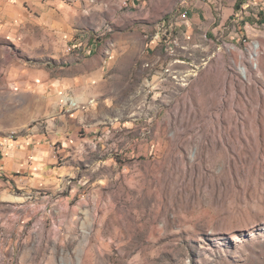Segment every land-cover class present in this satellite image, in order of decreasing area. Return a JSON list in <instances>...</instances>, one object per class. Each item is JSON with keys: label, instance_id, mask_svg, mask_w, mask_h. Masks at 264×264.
<instances>
[{"label": "rangeland", "instance_id": "1", "mask_svg": "<svg viewBox=\"0 0 264 264\" xmlns=\"http://www.w3.org/2000/svg\"><path fill=\"white\" fill-rule=\"evenodd\" d=\"M0 141V264H264V0H0Z\"/></svg>", "mask_w": 264, "mask_h": 264}, {"label": "crops", "instance_id": "2", "mask_svg": "<svg viewBox=\"0 0 264 264\" xmlns=\"http://www.w3.org/2000/svg\"><path fill=\"white\" fill-rule=\"evenodd\" d=\"M71 35V27H68L67 34L53 37V39L57 38L60 43L62 40H68ZM27 40L38 44L46 42L44 36H28ZM99 42L100 41L95 39L94 35H91L90 44H92V52L94 51L93 54L91 53L88 58H85L80 62H76L72 56L69 57L70 61L72 60L71 68H79L76 72H72V74H64V72L62 73L56 68L46 70L44 68L26 67L25 71L19 75L18 73L11 72L10 75H8L9 83L6 87L9 88L10 91L17 90V87L20 86L22 89L27 90V92L30 91L37 94L51 91V93L54 94L59 93V95H61L62 93H66V95H68L67 93L71 88L73 91H79V87H82L84 84L86 85L90 80L96 82L101 78L102 83L104 82L103 75L106 70L104 67L109 60L105 61V59H103L102 50L98 48L101 46L98 45ZM93 46L95 47L94 49ZM73 61H75V63H73ZM0 143L4 144L0 147V155L4 156L5 152H7L8 145L7 142L4 141H0ZM7 163L6 158H0L1 167L3 166L4 168H7Z\"/></svg>", "mask_w": 264, "mask_h": 264}, {"label": "built area", "instance_id": "3", "mask_svg": "<svg viewBox=\"0 0 264 264\" xmlns=\"http://www.w3.org/2000/svg\"><path fill=\"white\" fill-rule=\"evenodd\" d=\"M90 38L91 36L87 38L88 39L87 42H84L82 38L78 39L77 41L75 40L71 46H68L67 51L68 52L76 51V55H79V52L81 53L82 51L84 52L83 53L84 55L90 54L92 52V44H90Z\"/></svg>", "mask_w": 264, "mask_h": 264}, {"label": "trees", "instance_id": "4", "mask_svg": "<svg viewBox=\"0 0 264 264\" xmlns=\"http://www.w3.org/2000/svg\"><path fill=\"white\" fill-rule=\"evenodd\" d=\"M237 7H238V5L235 6V8H237Z\"/></svg>", "mask_w": 264, "mask_h": 264}]
</instances>
